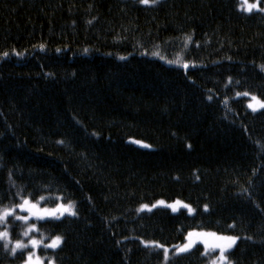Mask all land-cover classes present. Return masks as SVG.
Returning a JSON list of instances; mask_svg holds the SVG:
<instances>
[{"label":"trees","instance_id":"16d2710c","mask_svg":"<svg viewBox=\"0 0 264 264\" xmlns=\"http://www.w3.org/2000/svg\"><path fill=\"white\" fill-rule=\"evenodd\" d=\"M238 93L264 100V11L240 0H0V210L72 204L37 222L54 264H210L145 245L191 231L264 264V110ZM158 200L194 213L140 210ZM27 252L0 243V264Z\"/></svg>","mask_w":264,"mask_h":264},{"label":"rangeland","instance_id":"374dc122","mask_svg":"<svg viewBox=\"0 0 264 264\" xmlns=\"http://www.w3.org/2000/svg\"><path fill=\"white\" fill-rule=\"evenodd\" d=\"M157 1H160V0H155V2H157ZM140 2H141V0H140ZM155 2H153V0H148L147 3H142V2L141 3L144 5H150V4H153ZM250 6H251V8H250ZM249 8H250V10H249ZM240 9L244 12L264 11V5H260V3L257 0L256 1L240 0ZM236 97L246 98L247 108L252 112H258V111L264 110V108L256 106V110L253 111V109L249 107V104L256 105V101H254L252 99L253 95H250V94L244 95V93H240ZM257 100L264 101V100H260L259 98H257ZM138 144L143 146L142 143H138ZM24 201L25 200H22L16 206H12V207L4 208V209L0 210V216H3V213L5 211H7L9 213L8 216L3 217V219H0V228H1L0 233L7 232V234H8L7 237L0 238V243H3V244L7 243V246L10 247L11 251L13 250V248L16 247L17 241H15V242L10 241L11 239H10L9 232H8L7 221H8V219H13L14 221H19L22 224H24V228L22 231L23 238L20 240V242L23 243L24 245H26V247L16 248V251L28 250L25 261L22 264H26V262L29 259L30 253L32 255V259L34 262L37 261V258H38V264H54V262L52 260L47 261L43 256H40L38 254V251L40 249H52L53 250V249H56L59 245L56 248L49 247V245L52 243L53 239H51L49 241H44L42 237L37 236V234H39L37 222L43 221L46 219H58V218H62L65 216H72V215H74L73 213L75 212L74 206L72 204L58 203L57 205H55L53 207H47V206H43L40 203V201L39 202H32V201L28 200L29 204L25 205L22 208L20 206L24 204ZM177 201H180V200H175L172 202H166L164 200H158L151 205H146L147 207L141 206L140 210L150 211L154 208H165V209H168L169 211H171L173 213L179 212V211H186L188 214L194 213V209L190 205H188L187 203L182 202V201H180V202H182L181 204H178V203H176ZM33 205H35V207H32ZM170 205H171V207H170ZM183 205H188L191 208V211H189V208H186ZM25 217L27 219H23ZM25 233H27V234H25ZM189 233H193L194 235L192 237H189ZM189 233L185 238V242L183 244L177 245L175 247L167 248V247H163L159 244L151 243V242H146L145 245H155L157 247L162 248L164 250V253L166 256L168 255L169 252H171L173 254H183V253H186L189 250H191L193 247L200 245L204 249L205 252H216L217 253V256L210 260V264H230L228 261L222 262L219 259L220 255H221L220 248L213 247V245H215V244L224 243L223 241H219L217 239V237H221L223 235L215 234V236H212L210 234H212L213 232H209V231H191ZM33 240L38 241V243L35 246H33V244L31 243V241H33ZM236 241H237V239L235 240V242L232 244V246L230 248L225 249V251H224L225 256H226V253L233 248ZM188 244H190V247H188L186 251H178L179 249L183 248L185 245H188Z\"/></svg>","mask_w":264,"mask_h":264},{"label":"snow or ice","instance_id":"6c2138e0","mask_svg":"<svg viewBox=\"0 0 264 264\" xmlns=\"http://www.w3.org/2000/svg\"><path fill=\"white\" fill-rule=\"evenodd\" d=\"M141 2L142 3H147L148 0H141ZM153 2H155V0H153ZM250 8H251V6H250ZM250 8H249V10H250ZM41 48H43V45H41ZM57 51H59V49ZM85 51H87V50H85ZM5 55H7V54H5ZM185 67H187V65H185ZM238 95H239V93H238ZM244 95H248V93H244ZM252 99L254 101H256V105L249 104V107L252 108L253 111L256 110V106H259L261 108H264V101L257 100V98L255 96H253ZM176 203L181 204L182 202L177 201ZM28 204H29V201L28 200H25L24 201V204L21 205L20 207L23 208L25 205H28ZM183 206L186 207V208H189V211H191V208L188 205H183ZM32 207H35V205H33ZM142 207H147V206L146 205H142ZM170 207H171V205H170ZM73 214H75V213H73ZM8 215H9V213L7 211H5L3 213V216H0V219H3V217H6ZM23 219H27V218L25 217ZM25 234H27V233H25ZM7 235H8L7 232L0 233V238L7 237ZM193 235H194L193 233H189V237H192ZM210 235L215 236V233H212ZM217 239L219 241H223L224 243L215 244V245H213V247L220 248L221 255H220V258L219 259L222 262L227 261V256L224 255V251H225L226 248H230L232 246V244L235 242V240L237 239V237H233V236H221V237H217ZM60 242H61V237L57 236V237H55L53 239V241L49 245V247L56 248L59 245ZM31 243L33 244V246H35L38 243V241L33 240V241H31ZM24 247H26V245H24L20 241H17L16 242V247L13 248V250H12L13 251V254H15L16 248H24ZM188 247H190V244L185 245L183 248L179 249L178 251H186ZM5 248H7V243L5 244ZM26 264H38V258H37V261L34 262L33 259H32V255L30 253L29 254V259L26 262Z\"/></svg>","mask_w":264,"mask_h":264}]
</instances>
